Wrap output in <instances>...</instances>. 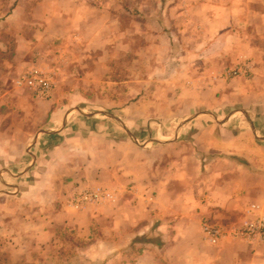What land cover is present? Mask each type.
Segmentation results:
<instances>
[{"label": "crops", "instance_id": "0c3cea01", "mask_svg": "<svg viewBox=\"0 0 264 264\" xmlns=\"http://www.w3.org/2000/svg\"><path fill=\"white\" fill-rule=\"evenodd\" d=\"M36 55L50 101L16 83ZM0 93L2 199L36 215L0 212L4 263L52 258L57 217L86 210L62 196L100 187L86 264H264L201 229L264 216V0H0Z\"/></svg>", "mask_w": 264, "mask_h": 264}, {"label": "rangeland", "instance_id": "374dc122", "mask_svg": "<svg viewBox=\"0 0 264 264\" xmlns=\"http://www.w3.org/2000/svg\"><path fill=\"white\" fill-rule=\"evenodd\" d=\"M36 57L37 58L31 59L32 64L35 63L36 60L40 56L36 55ZM230 71L228 72V74L230 73ZM238 74H240V71H238V73H236L235 75H233V74H229V75L237 76ZM19 77H20V75L18 77H16V79ZM54 81H55V79H54ZM4 83H6L9 86H12L14 82H13V80L12 81L11 80H8V81L5 80ZM54 85H55V82H54ZM6 87L7 86L5 85V88ZM54 89L52 90L53 92L51 91V94L48 98H44L41 100H48V101L52 100ZM1 94L2 93H0V95ZM62 96H63V94H62ZM0 103H2V104H0V117H1L2 111H4L6 109V104L3 103L1 100H0ZM110 109L108 111L111 112ZM96 110H99V109H96ZM112 110H113V108H112ZM85 111H88V112L94 111V109L90 108V109H87ZM201 111L202 110H197L196 112H201ZM175 126H176V124H174V127ZM160 129L161 128H159V131H160ZM166 130H168V129H166L164 127V130L162 132L165 134ZM245 130H246V128H245ZM137 131H140V130H137ZM159 131L157 133V136L160 137ZM172 132L173 131H171V133ZM154 134L156 135V133H154ZM179 135L181 136L182 134H179ZM153 137L154 136L149 135V138H153ZM183 137L185 139H187L186 136H183ZM1 151L4 152L3 149ZM1 167H2V163L0 162V168ZM2 175H3V172H2ZM4 177H6V176H4ZM1 186H3V185H1ZM1 186H0V212L6 213L8 210L13 211V210H15L13 208L19 206V204H20L22 206V208L24 209L22 211H24L25 213H30V211H31V210H29L30 206H31L30 203H28L26 201L23 202L21 200L15 201L13 199H11V200L2 199V197L5 195V194H3L4 191L10 192V191H12V189H9L8 187H5V186L4 187H1ZM87 189L89 190L91 188H84L83 189V187H82V188L76 189L74 192L70 193V195H65V196L63 195L62 198L60 199L61 206H63V203L65 201L68 203L69 202V201H67L68 199L71 198V200H72L73 197H75L76 195H78L79 193H81L82 191L87 190ZM13 193L16 194V191ZM71 200H70V204L72 203ZM102 204H104V202L99 203V204L98 203H89L83 207L78 208V210H84V209H86V210H85V212H81L80 215L78 213H76L75 215H76L77 219H75V220H72L73 214H68L66 212L64 213L63 216L57 217L56 221H57V223H60V226L58 227L57 236L52 240V243H54V246L56 247L55 252L53 254L51 253L52 258L47 256L46 254L42 255L41 253H37V252H31V253L23 252V255L25 258H23L22 260H20V259L18 260V258H11V259H9V263L10 264H30L31 262H29V261L34 258L36 264H86L85 261L92 260L91 257L94 255L91 253L90 259H88V258L84 259V256L81 254L83 249H86L88 245H91L93 243L94 236L90 240L86 238V237L90 238V236H86L88 234L89 228L92 227L91 231H93L94 229H101V228L106 229L108 227L106 224V221L103 220L104 219L103 215L104 216L106 215V214H104V211L106 208L100 207V206H102ZM30 218H32V219L34 218L36 220V215H33V211H31ZM81 220L83 223H80ZM53 221H55V220H53ZM240 222L241 221L230 220L225 224L221 223V222H220V224L224 225L228 229H231L232 227L238 225ZM80 229L84 232H81ZM25 241H26V239L23 238L22 242H25ZM3 242H6V241L3 240ZM6 254H7V252H1L0 251V259L3 255H6ZM38 257H40V258L38 259ZM1 262H3V264H6V262L4 263L3 259ZM94 263H97V262H94Z\"/></svg>", "mask_w": 264, "mask_h": 264}, {"label": "built area", "instance_id": "2783aa9c", "mask_svg": "<svg viewBox=\"0 0 264 264\" xmlns=\"http://www.w3.org/2000/svg\"><path fill=\"white\" fill-rule=\"evenodd\" d=\"M238 71V69H233L229 74L235 75ZM16 83L19 86L26 87L34 97L41 99L48 98L54 88L52 74L38 63H33L30 68L24 71ZM111 198L112 194L110 192L96 187L84 190L73 197L71 204L76 208H80L89 203H103ZM255 207V205H252L251 209ZM201 228L204 239L211 244L217 243L221 238L226 236L238 238L249 243L260 244L264 242V216L241 221L231 229L220 223L204 219Z\"/></svg>", "mask_w": 264, "mask_h": 264}]
</instances>
